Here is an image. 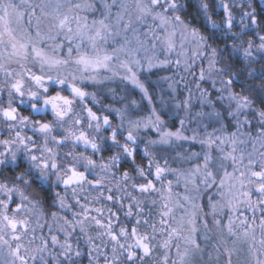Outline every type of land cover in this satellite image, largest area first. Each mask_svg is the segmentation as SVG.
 Segmentation results:
<instances>
[{
    "label": "snow or ice",
    "instance_id": "obj_1",
    "mask_svg": "<svg viewBox=\"0 0 264 264\" xmlns=\"http://www.w3.org/2000/svg\"><path fill=\"white\" fill-rule=\"evenodd\" d=\"M185 2L191 6V0H99L97 9L95 0H20L19 4L15 0H0V123L6 125L4 131L8 133L7 139L0 140L3 147L0 166L15 170L21 167L22 160L27 162V167L16 172L11 180L0 182V195L5 197L0 199V264H79L82 256L79 241L75 248L72 243L77 230L88 245L89 264H100L101 257L103 264H233L241 242L254 240L257 228L264 236V107L255 110L259 118L255 126L247 118L239 120L243 110L253 107L249 96L231 91L234 78L241 73L209 43L211 36L204 35L182 18ZM207 8L200 0L198 10L206 12ZM223 8L230 31L232 16L227 4ZM97 11L99 14L91 19L81 14ZM244 15L251 18V24L258 23L252 13ZM45 20L47 30L41 27ZM212 27H217L215 22ZM259 39L256 50L264 53V36ZM243 43V40L234 43L232 52L238 53ZM253 46V41L248 40L243 49L245 61L252 57ZM206 50H210L209 73L215 71L220 77H228L220 80L222 89L217 99L224 100L222 92L228 90L230 104L225 116L207 90L196 83L200 89L197 99L211 109L207 113L197 112L196 116H207L209 123L205 128H213L201 138L195 131L192 136L184 134L185 119L177 121L179 127L175 130L170 126L177 116L176 110L182 108L186 115L190 111L191 89L188 97L174 103L173 108L161 98L162 109L158 111L152 107L148 85L154 69H166L173 63L170 54L176 53L175 66L183 65L187 72ZM158 52L165 53V58L160 59ZM218 56L223 66L217 69ZM260 59L264 60V56ZM12 64L17 67H11ZM29 64L38 65L39 74ZM53 71L55 75L51 74ZM142 74L147 75L141 79ZM248 75L255 73L249 71ZM117 77L139 90L150 111L131 119L127 106L112 109L121 120L118 126H113L107 115H97L85 101L88 97L96 101V93L86 91L89 85H106ZM205 79V70L201 68L199 80ZM258 79L264 82V67ZM215 85L213 80V88ZM169 88L175 93L173 83H169ZM108 90L114 92L111 88ZM258 91L260 103L264 105V83ZM62 92L68 95H61ZM172 99L175 100L174 95ZM77 101L87 114V130L81 127L84 117L74 108ZM231 102L235 103L234 111ZM130 105L133 109L140 108L135 99ZM20 108L41 118L21 115ZM49 115L51 120L47 119ZM228 116L236 121V132L227 131ZM125 123L126 135L122 131ZM245 125L249 126L248 131L241 132L240 128ZM25 129L33 135H27ZM104 131H110V135L104 136ZM153 131L157 137L148 138ZM185 141L198 143L201 151H180ZM141 143L144 147L139 151L138 161ZM79 147L84 151L77 152ZM106 147L113 154L107 161L100 155L101 162L97 163L93 157ZM214 148L219 155L213 154ZM88 150L91 155H85ZM170 151H175L172 159L177 163L196 162L187 172L173 168L169 165ZM128 159L135 166V176L131 174L133 170L121 171ZM116 172H121L119 179ZM168 175L175 176L177 184L181 177L184 180L186 194L175 201L172 180L165 184ZM129 182L142 196L159 193L163 198L158 221L145 217L144 200L124 187ZM157 182L161 188L156 187ZM109 184H114V188ZM19 185L24 190L35 188V192L26 195ZM61 185L63 195L57 191L52 199L58 210L51 212L50 222L42 219L44 213L37 214L34 210L52 194V188ZM213 187L216 194L208 196L202 204L201 199ZM117 192L123 195L116 196ZM69 198L72 204L67 202ZM125 198L129 201L127 205ZM102 201L112 202V207L106 204L90 207ZM151 203L156 205L155 200ZM12 204L15 207L10 214ZM74 207L80 210L73 211ZM241 208L250 211L251 218L240 212ZM174 209L182 212L179 219ZM59 210L70 212L71 219L61 216ZM92 212L96 215H91ZM121 213L129 223L121 220ZM148 216H152L151 210ZM45 227L47 235L43 234ZM93 228L95 236L89 234ZM165 234L162 242L157 241L158 235ZM260 244L264 251V239ZM109 246L110 256L101 251L102 247ZM157 247L163 250L159 260L154 256Z\"/></svg>",
    "mask_w": 264,
    "mask_h": 264
},
{
    "label": "rangeland",
    "instance_id": "obj_2",
    "mask_svg": "<svg viewBox=\"0 0 264 264\" xmlns=\"http://www.w3.org/2000/svg\"><path fill=\"white\" fill-rule=\"evenodd\" d=\"M219 1H220V5L222 8H223L224 4L228 5V9H229V12L231 13L232 22H233V21H235L236 16L237 15L239 16L240 13L242 15L246 12L250 13L249 8L251 9L253 7L255 0H219ZM15 2L17 4H19L20 0H15ZM74 2H75V0H74ZM81 2H82V0H81ZM258 2L261 4L262 9L264 10V0H258ZM95 5H96L97 9L100 8L99 0H95ZM241 6L244 8H242ZM246 7H248V9ZM237 8H239V9H237ZM232 9L233 10L236 9L234 13H233ZM20 10L24 11L25 9L21 8ZM81 14L87 15L89 17V19H91L93 16H97L99 13L97 11V12H82ZM244 17H247V16L244 15ZM47 23H48V21L45 20V21H43V23L41 25V27L44 30H47ZM238 27L241 30V31H238V34H243V33L245 34V32H248L252 29V27L248 26V24H244V26L239 25ZM260 34H259V36H260ZM261 36H264V33L261 34ZM248 40L253 41L254 46L251 50L252 53H254L255 55L260 56V57L264 56V53L258 52L256 50V47H255V46L260 44V42H261L260 39H257V38H254V37L248 35L247 40L244 41V44H243V45H246L244 48L247 47V41ZM177 41H179V34H177ZM213 47H215V46H213ZM243 49L240 50L239 52L243 53ZM177 50H179V49L177 48ZM158 54H159L160 59L165 58V55H166L165 53L158 52ZM188 55L189 56L191 55V51L188 52ZM209 55H210V50H206L202 56H199L195 59L194 63L189 61L190 63H192V67H191L190 71L186 72L183 68V65H181V67H179V68H177L175 66V60L177 59V56H176V53L174 52V53L170 54V57H169L173 61V63L171 65H169V67L166 69H154L153 73L151 74L150 83L148 85L149 89H150V95L153 98L152 107H155L158 111H160L162 109L161 98H163V100L166 102V104L169 108H173L174 103L182 101L183 99L188 97L189 89H191V94H192L193 98L191 101L190 111L186 115L182 108L179 110H176L177 116L172 120L171 125H170L172 127V130H175L176 127H179L177 121L179 119H185L186 124H185L184 134L187 136H192L194 131H195V132L199 133L201 138H203L205 135V132H212L213 131L212 127L205 128V125L209 123V118L207 116H205V117L196 116L197 112L203 111V112L207 113V112L211 111V109L208 108L206 105L202 106L201 103L199 102V100L197 99L200 96V89L196 88V83L200 84L201 89L207 90V92L210 95V98L214 101L216 107L219 110H221L222 114H224L226 116V113L229 110L230 102L227 99L228 94H229L228 90H224L222 92L223 96L225 97L224 100H218L217 99L218 95L221 94L220 90L222 89V85L220 83V80L221 79L226 80V79H228V77L227 76L220 77L216 74L215 71L209 73V71H208V68H209L208 57H209ZM183 59L184 58L181 57V60H183ZM219 59H220V57L218 56L217 57L218 62H219ZM11 67L16 68L17 65L12 64ZM28 67L31 68L32 71L39 74L40 70H39L38 65L29 64ZM246 67H248V66H246ZM201 68H203L205 70V75H206V79L203 81L199 80V72H200ZM216 68L217 69L220 68L218 63L216 64ZM249 69H251V68L249 67ZM51 74L55 75L56 72L53 71ZM145 75H147V74H142L141 79H143ZM163 77H169L170 79L164 80ZM0 78H2V77H0ZM213 80L216 81L215 88H213V86H212ZM169 83L174 84L175 93H173L172 89L169 88ZM109 88L113 89L114 92H110L108 90ZM86 91L96 93V101L95 102L92 101L91 97H88L86 99L85 103L87 104V107L92 108V110L94 112H96L97 115H100L101 117H103L104 115H107L113 126H118L121 123V120H120L119 116L114 111H112V109L125 108L127 106L128 111H129V116L131 119H137L140 116H145L150 111V106L148 105L147 100L141 99V93L139 92V90L133 88L131 84H129L126 81L121 80L119 77H117L113 81L108 82L106 85H101V86L89 85L87 87ZM231 91L233 93H239V94L243 95L241 92H237L234 89V86H232ZM51 94L55 95V91H52ZM61 95H68V92H62ZM173 95L175 96V100L172 99ZM249 98L252 99L250 96H249ZM133 99H135L140 104L139 109H133L131 107L130 101ZM4 103L5 104L7 103V97L4 98ZM14 106H16V105L14 104ZM74 108L77 112L80 113V115L82 117H84L81 127H83L85 130H87V118H86L87 114L85 111H82L83 106L79 103V101H77L74 104ZM258 108H261V107L259 105H257L255 103V101L253 100L252 109L243 110L239 116V120L243 121L247 118L248 120L251 121V124L253 126H255L257 124L258 119H259L258 116L255 115V110ZM231 110L232 111L235 110V103L234 102H231ZM19 111H20L21 115L30 116V118H32V119H40V118H37L36 116H32L31 113H27V110H25L24 108H20ZM193 117H196V118L193 119ZM164 118L167 121L168 117L166 114L164 115ZM0 119H2V118H0ZM47 119L51 120L52 117L49 115L47 117ZM225 123L228 125V128H227L228 132H236L237 131L236 121L232 117L228 116L225 120ZM216 127H219V125H216ZM248 127H249L248 125H245L244 127L240 128V131L241 132H247ZM4 129H6V125L3 123H0V140L8 138V133L6 131H4ZM126 129H127V124L125 123V128H124V130H122L124 135H126ZM25 132L27 133V135H33V133L29 129H25ZM102 134L104 136H109L110 131H104ZM141 135L143 138L144 133L142 132ZM216 135H220V133L217 132ZM156 137H157V134L154 131L148 134V138H156ZM119 139L121 140V142H123V136H120ZM182 143H183L184 147H183V149H180V151H185L187 153H190L192 151H196V152L201 151V146L198 143H193L191 141H185ZM143 147H144V144L141 143L140 149L137 152L138 161H139V155H138L139 151L142 150ZM257 147L259 148V145H257ZM248 150L249 151L251 150L250 146H249ZM0 151H3L2 146H0ZM76 151L81 152V151H84V149L82 147H79L76 149ZM111 154H113V150L108 149L106 147L102 153L97 154L93 158L97 160V163H100L101 162L100 161V155H103L105 158V161H107L109 155H111ZM213 154L219 155V153L216 152L215 148L213 149ZM85 155H91V150L86 151ZM173 156H175V151H170L168 154L169 165L173 168H179L181 171H184V172H187L189 169H191L193 164L196 162V161H191V162L185 161L182 164L177 163V162L173 161V159H172ZM21 163L24 164V166H25L23 168L27 167L26 160H22ZM161 163H162V161H161ZM123 166H128L129 169H126ZM0 167H3V166H0ZM134 167L135 166L131 163V159H128V160H125L123 162V165L121 166V171L133 170V171H131V174L133 176H135ZM81 170H83V169H81ZM97 171H99V169H97ZM113 171H116V170L113 169ZM229 171H231L230 168H229ZM120 175H121V172H116L117 179H119ZM167 180H172V182H173V201L183 197L186 194L183 177H181L179 184H177L176 177L173 175L167 176V178L165 179V184L167 183ZM3 181H5V180L0 179V182H3ZM136 182H139V178H137ZM130 184H131V182H129V184L125 185L124 187H126V190L128 192H132L133 195H136L139 199L144 200V203H145L144 215H145V217L151 221H158L160 218L159 212L162 210V205L164 203V200L160 196V194L159 193H149L146 196H142L139 192L133 190L131 188ZM108 186L114 188V184H109ZM18 187L22 191H25L26 195L32 192L30 189L24 190L23 185H19ZM156 187L161 188V184L159 182H157ZM189 187H191V185H189ZM201 190L203 191V185H201ZM51 191H52L53 196L55 195V192H57V191L61 192V195H63V186L61 185L59 187H54V188H52ZM216 192H217V190L215 187L208 190L207 194L201 199L200 202L202 204L206 203L207 197L211 196V195H215ZM105 194L107 195L108 193L106 192ZM93 195H95V193H93ZM120 195H123V193L122 192L116 193V196H120ZM216 198L219 199L218 196H216ZM255 198L256 197L254 196L253 199H255ZM0 199H5V197L3 195H0ZM152 200L156 201L155 206L152 205V203H151ZM16 202L17 203L19 202V196L18 195H16ZM67 202L69 204L73 203V201L70 198ZM83 202L84 201H82V203ZM128 202L129 201L127 200V198H125L124 203L127 205ZM105 204L109 207H112V202H108V201H102L101 203H96L94 205H90V207H101ZM14 207H15V204H12L10 206V214H11V208H14ZM29 207H31V205H29ZM57 210H58V206H54V209L52 211H57ZM72 210L73 211H79L80 209L78 207H74ZM113 210L115 211V208H113ZM149 210H151V212H152L151 217L148 216ZM34 211H36L37 214H39L40 212L44 213V216L42 219H46L50 222V214L52 211H48V212L45 211L43 205H41L39 209H36ZM240 212H243L249 218H251V216H252V213L250 211H247L244 208H241ZM59 214L61 216L67 215V217L69 219H71V213L67 212L66 210H59ZM174 214H175L176 218L179 219V217L182 215V212L179 209H174ZM91 215H96V213L92 212ZM105 215H107V212H105ZM257 216H259V213H257ZM120 218L124 223H126V224L129 223L128 221L124 220L122 213L120 214ZM33 219H35V216H33ZM226 222H227V219L225 217V223ZM172 223H173V226H175V222L172 221ZM159 227H160V225L157 224V228H159ZM149 231H150V229H149ZM47 232H48V229H47V227H45L43 229V234L47 235ZM37 234L38 235L40 234L39 230H38ZM89 234L95 236L96 229L93 228ZM165 238H166V234L164 236L158 235L157 241L162 242L163 239H165ZM61 239H63L62 234H61ZM105 239H107V238L105 237ZM262 239H264V236H262L260 230L257 228L255 231V239L254 240L250 239L248 241L241 242V244L239 245L240 251H239L238 255L233 256V264H258V261H264V251H261V244H260V241ZM77 240L79 241V248H80V251L82 252V256L80 257L79 264H89L90 257L88 255V245L85 243L84 237L79 233L78 230L72 236V243H73L74 248L77 247ZM96 243L99 244L100 241L97 240ZM101 251L107 252L110 256V246L108 249H105L102 247ZM162 254H163V250L161 248L157 247L155 250V253H154V256L156 257V259L159 260V258L162 256ZM171 256L174 258L175 248L172 249ZM0 258H2V257H0ZM205 260H207V257H205ZM100 264H103V257H101Z\"/></svg>",
    "mask_w": 264,
    "mask_h": 264
},
{
    "label": "trees",
    "instance_id": "obj_3",
    "mask_svg": "<svg viewBox=\"0 0 264 264\" xmlns=\"http://www.w3.org/2000/svg\"><path fill=\"white\" fill-rule=\"evenodd\" d=\"M199 3L200 0H191V6H189V3L185 2L182 18L186 19V22L191 26L199 29L204 35L211 36L212 39L209 41V43L219 48L221 56L224 57L225 60H228L229 62L235 64L236 69L241 74L238 78H234V89L237 92H241L243 95L250 96L257 105H259L260 107H264V105L260 103L261 97L258 91L261 84L264 83L258 79L260 70L262 67H264V60H261L260 56L252 53V57L248 61H245L243 59L242 52H232L234 43H238L240 40L246 41L248 35L259 39L261 34L264 33V23H260V21H264V10L262 9L261 4L258 2V0H255L253 7L251 9L249 8V12L252 13L258 21L256 25L251 24L250 17H244V14L242 15L240 13L239 16L236 14V19L232 22L233 26L229 31L226 24L227 14L221 7L219 0H203V3H206L208 5L206 12L203 10H198ZM246 8L248 9V7ZM235 10L236 9H232L233 13L235 12ZM212 22H215V24L217 25L216 28L212 27ZM244 24H248V26H251L252 29L248 32H245V34H239L238 36L234 37L233 34H238V31H241L238 26H244ZM225 33H227V35H225ZM245 46L246 45H241L240 50H242ZM230 53L231 56H229ZM218 64L220 67L223 66V62L220 61V59ZM249 67L251 69H249ZM251 70L255 73L254 76L248 75V72ZM27 113L30 112L27 111ZM36 117L41 118L40 116ZM123 167L129 169L128 166ZM21 170H23L22 163L21 167L15 170L11 167H0V179L11 180L16 172ZM30 190L32 192H35V188ZM52 199V195H48L43 200L42 205L47 212L54 209Z\"/></svg>",
    "mask_w": 264,
    "mask_h": 264
},
{
    "label": "flooded vegetation",
    "instance_id": "obj_4",
    "mask_svg": "<svg viewBox=\"0 0 264 264\" xmlns=\"http://www.w3.org/2000/svg\"><path fill=\"white\" fill-rule=\"evenodd\" d=\"M23 167H25L24 164H23ZM51 192H52V191H51ZM51 195H52V197H54L53 194H51Z\"/></svg>",
    "mask_w": 264,
    "mask_h": 264
}]
</instances>
